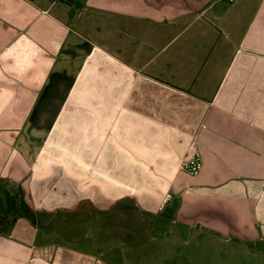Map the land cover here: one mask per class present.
Masks as SVG:
<instances>
[{
    "label": "crops",
    "instance_id": "1",
    "mask_svg": "<svg viewBox=\"0 0 264 264\" xmlns=\"http://www.w3.org/2000/svg\"><path fill=\"white\" fill-rule=\"evenodd\" d=\"M117 246L264 264V0H0V264Z\"/></svg>",
    "mask_w": 264,
    "mask_h": 264
},
{
    "label": "rangeland",
    "instance_id": "2",
    "mask_svg": "<svg viewBox=\"0 0 264 264\" xmlns=\"http://www.w3.org/2000/svg\"><path fill=\"white\" fill-rule=\"evenodd\" d=\"M152 234L158 236L156 232H153V231H152ZM85 241L88 242V243L91 242L90 239H89L88 241H87V240H85ZM120 251H121V250H120V247H119V246L115 247V248L112 250L113 255H115V256H112V257L114 258V260L117 259V261H115V264H118L120 261L122 262V259L119 258ZM115 257H117V258H115Z\"/></svg>",
    "mask_w": 264,
    "mask_h": 264
},
{
    "label": "built area",
    "instance_id": "3",
    "mask_svg": "<svg viewBox=\"0 0 264 264\" xmlns=\"http://www.w3.org/2000/svg\"><path fill=\"white\" fill-rule=\"evenodd\" d=\"M229 2H232L233 0H228Z\"/></svg>",
    "mask_w": 264,
    "mask_h": 264
}]
</instances>
